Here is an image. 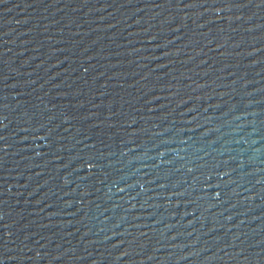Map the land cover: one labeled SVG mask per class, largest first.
<instances>
[{
	"label": "water",
	"instance_id": "1",
	"mask_svg": "<svg viewBox=\"0 0 264 264\" xmlns=\"http://www.w3.org/2000/svg\"><path fill=\"white\" fill-rule=\"evenodd\" d=\"M92 10V264H264V5Z\"/></svg>",
	"mask_w": 264,
	"mask_h": 264
},
{
	"label": "snow or ice",
	"instance_id": "2",
	"mask_svg": "<svg viewBox=\"0 0 264 264\" xmlns=\"http://www.w3.org/2000/svg\"><path fill=\"white\" fill-rule=\"evenodd\" d=\"M258 3H259V5H264V0H258ZM85 71H87V69H85ZM0 139H2V138H0ZM0 264H3V262L0 261Z\"/></svg>",
	"mask_w": 264,
	"mask_h": 264
}]
</instances>
